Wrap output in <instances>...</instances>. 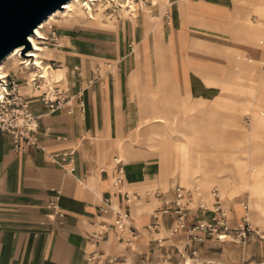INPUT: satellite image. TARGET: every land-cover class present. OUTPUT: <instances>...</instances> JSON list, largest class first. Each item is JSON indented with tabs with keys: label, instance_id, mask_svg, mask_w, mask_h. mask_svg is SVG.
I'll return each mask as SVG.
<instances>
[{
	"label": "crops",
	"instance_id": "1",
	"mask_svg": "<svg viewBox=\"0 0 264 264\" xmlns=\"http://www.w3.org/2000/svg\"><path fill=\"white\" fill-rule=\"evenodd\" d=\"M152 2L155 4L156 0ZM257 3L260 2L248 5L253 7ZM204 4L225 9L215 2L204 1ZM209 15L217 16L212 10L206 17ZM182 26L183 23L177 31H183ZM146 28L143 25L141 30L119 36L111 55L100 51V45L96 48V41L86 37L75 39L77 42L73 43L78 44L79 53L83 50L90 54L89 50H93V54L85 59H73L78 66L57 68L52 77L56 80L54 75L61 74L55 72L62 71L59 79L62 82L56 87L65 91L63 97L83 90L84 111L78 110V100L74 99L60 110L48 113L37 98L30 99L25 94L31 111L39 116L36 145L24 147L22 152L15 151L12 137L0 134V199L15 209L19 221L16 230L1 242V264H146L152 252H160L161 256L165 255L164 259L172 255L174 260L187 255L192 263L200 261L198 263L202 264L248 261L246 244L220 243L213 239L195 242L187 233L170 235L169 229L174 225L172 216L162 215L156 221V229H145L153 223L151 215L162 201L141 202L143 193L140 192L156 186L153 183L158 180L156 172L163 187L167 186L170 176L177 175L182 186L197 182L203 190L216 185L229 200L247 193L248 205L260 208L264 216V206L259 205L249 179L252 169L247 174L249 178L242 176L237 165L229 168L220 164L217 159L223 156L218 153L215 163H203L200 156L193 157L185 146L178 148L176 161L170 148L150 153V138L144 140V137L162 136V132L156 130L162 129L166 119L162 106L166 96L190 98L191 109L211 101L217 106L223 97L214 98L213 88L233 85L240 72L229 76L220 87L213 75L215 67H219L218 60L223 59L224 46L207 39L202 32L186 37L180 33L173 40L169 37L167 44L173 47L174 55L168 66L148 67L137 63L133 46L141 48L142 55L144 46L150 47L151 31ZM254 37L255 33L251 32L247 38V44L253 48L257 47ZM65 39V36L60 37V46ZM107 56L117 63L116 70L100 82L90 84L91 72L97 64L91 67L89 59ZM24 88L29 89L21 87ZM156 97L157 103L153 100ZM232 112L227 118L228 124H238L239 114ZM259 116L262 117L255 120V128L263 129L264 113L260 112ZM208 133L213 139L222 137L211 130ZM140 136L144 148L134 145ZM65 152H73L70 165L60 163L59 155ZM150 156L158 157L159 162L150 160ZM69 168L73 171L68 172ZM119 177V189L115 190ZM135 193L141 195L140 198H134ZM171 195L170 189L164 198ZM50 201L58 206L55 215L47 208ZM115 211L129 214V225L141 232L138 240L128 244L127 235L120 240L113 231L101 232L102 223H109L106 220L112 219ZM46 216L49 220H45ZM43 218L45 223L39 222ZM199 219L195 215L187 224ZM94 233L101 235L91 240ZM166 233L169 235H164ZM192 251L195 252L193 257L190 256ZM257 256L262 261L260 264H264L262 244L258 246Z\"/></svg>",
	"mask_w": 264,
	"mask_h": 264
},
{
	"label": "rangeland",
	"instance_id": "2",
	"mask_svg": "<svg viewBox=\"0 0 264 264\" xmlns=\"http://www.w3.org/2000/svg\"><path fill=\"white\" fill-rule=\"evenodd\" d=\"M107 1L99 0L92 10L94 20L82 26H77L74 19L71 18L74 13L81 10L80 4H71L72 12L67 15L54 13L55 15L44 24L42 34L48 31L46 26L51 24L57 31L59 38L65 36L66 39L63 46L59 44L53 46L46 43L39 45V42H36L38 46L43 48L39 56L42 65L52 67L54 71L60 67L78 66V64H74L73 59L79 57L85 59L93 54V50H89L90 54L83 53V50L79 53L78 44L73 43L77 42L75 39L83 37L91 39L92 42L96 41V48L100 45V51L111 55L119 36L127 35L128 32L135 29L141 30L143 25H146V29L151 31L150 47L144 46L142 55L141 48L136 49V46H133L136 62L148 67H158L159 64L168 66L171 64L174 55L173 47L167 44L169 37V40H173L180 33L185 37L199 35V32L206 34L204 37L224 46L221 52L223 59L218 60L217 65L219 67H215L214 80L217 79L221 87L229 76L240 72L239 77L232 82L233 85L225 86V89L213 88L214 98L223 97L217 106H213L211 101L207 104L201 103L198 109H191L189 106L193 102L190 98L166 96L162 105L166 112V119L162 129L156 130L162 132V136H156L155 139L154 135H149L144 137V140L150 138L148 143L151 154H157L161 149L170 148L174 161L178 156V148L185 146L193 157L198 158L200 156L199 159L203 163H215L214 157L218 153L223 156V159H217L220 164L227 165L229 168H233L234 164L237 165L242 176L250 174L252 169V177L247 176L253 183V190L257 195L259 205L264 206V128H255V120L262 117L259 116L260 112L264 113V29L256 26L258 22L264 24V19H260L264 16V4L261 5L264 0H248L253 3L260 2L253 7L248 5L247 0H156L155 4L152 0H132L133 7L131 9L127 7V0H120L118 5L114 3L108 5ZM204 1L221 4L225 9L208 6L204 4ZM211 10L217 16L209 15L206 17ZM57 12H64V10ZM181 23L184 25L182 26L184 30L177 31ZM251 32L255 33L254 40L257 45L255 48L247 44V38ZM260 40L263 41V44H259ZM27 52L28 50L25 53ZM243 56L249 57L251 62L242 61ZM104 58H90L91 63L89 65H92L91 67H94V64L100 67H105L108 63L117 65L114 60H110L109 56ZM22 59V56L5 59L2 64L4 71L14 72L16 69L12 67H25L21 62L26 61ZM55 73L61 74L59 76L54 75L56 80L62 78V71ZM19 74L17 70V76ZM166 75L169 74L166 73ZM60 84L55 85L59 86ZM44 89L43 87L42 90ZM21 92L30 99L39 94V92L26 88L21 89ZM153 100L156 103L159 102L157 97ZM212 107L213 109H211ZM233 110L235 114H239L238 124L229 125L227 118L233 113ZM148 125L149 127L154 126V124ZM154 130L153 128L152 131ZM210 130L220 133L222 137L213 139L209 136ZM136 141L135 146L145 147L142 136ZM117 159L120 161L122 158L119 155ZM150 160L159 162L156 156H150ZM154 175L156 180L158 179L153 182L156 183V186L146 187L140 192L143 193L142 196L140 195L141 202L147 199L153 200L151 197H145L147 191L167 192L177 185L182 186L177 175L168 178L166 187L160 186L159 173L156 172ZM237 181L239 185L242 184L240 179ZM196 183L185 186L191 187L197 185ZM213 188L219 189L216 185H212L202 191L208 193ZM218 191L222 194V202L228 210L231 225L233 226L243 216L245 213L243 206H246L251 228L264 238V216L260 212V208L256 209L248 205V194L240 193L229 200L220 189ZM47 216L45 220H49ZM113 218L106 221L111 223ZM17 219L15 209L0 199V255L1 242L19 226ZM45 220L43 218L39 222L45 223ZM164 235L168 236L169 233ZM247 239L244 244H246L248 261L240 264H260L262 261L259 260L257 253L258 246L260 244L264 246L261 243L263 241L256 234H252ZM228 243L234 244L231 241ZM164 256H161L160 252H152L146 264H184L185 260L186 262L189 260L187 255L185 257L180 255L175 260L172 255L165 259ZM189 263L192 264L191 261Z\"/></svg>",
	"mask_w": 264,
	"mask_h": 264
},
{
	"label": "built area",
	"instance_id": "3",
	"mask_svg": "<svg viewBox=\"0 0 264 264\" xmlns=\"http://www.w3.org/2000/svg\"><path fill=\"white\" fill-rule=\"evenodd\" d=\"M46 27L48 31L43 33V42L58 46L60 38L57 31L51 24ZM3 70L4 67H2ZM31 70L32 67H18L20 77L17 76V70L7 71V76L0 77V134L10 135L13 139V150L19 152H22L24 147L36 145L35 134L39 125V116L31 111L25 94L21 92V87L29 86L30 90L39 92L33 98H37L48 113L60 110L74 99L78 100V110L84 111L82 89H79L74 96L63 97L65 91L56 87L55 84L45 85L44 79L39 74H35L27 81L23 72L27 74ZM115 70L116 64L108 63L105 67L98 65L93 68L89 83L100 82L103 77L112 75ZM43 87L44 90H42ZM72 155L73 152L62 153L59 155L60 163L65 164L66 162V165H70ZM72 171V168L68 169V172ZM116 184H120V179L116 181ZM171 192L170 198H164L167 192L156 190L145 193L146 198L151 197L162 201L159 209L152 213L153 223L146 226L147 231L156 229L158 227L156 221L164 215L174 218V225L169 229L170 235L187 233L195 242L213 239L220 243L231 241L244 244L252 234H256L264 242V238L251 228L246 206H243L245 212L243 216L233 226L231 225L228 210L217 189L213 188L208 193H204L198 187L189 188L177 185L171 189ZM133 196L140 198L137 193ZM128 199L127 196L126 200ZM47 208L53 211V215L57 213L58 206L55 201H50ZM195 215H198L200 219L187 224V221ZM129 221L130 216L127 212L115 211L111 223H102L101 232L113 231L120 240L124 235H127L125 242L131 244L141 237V232L132 228ZM98 235L101 234L94 233L91 240L97 239ZM194 254L195 252L192 251L190 256L193 257ZM184 264H187L186 260ZM192 264L202 263L194 262Z\"/></svg>",
	"mask_w": 264,
	"mask_h": 264
},
{
	"label": "water",
	"instance_id": "4",
	"mask_svg": "<svg viewBox=\"0 0 264 264\" xmlns=\"http://www.w3.org/2000/svg\"><path fill=\"white\" fill-rule=\"evenodd\" d=\"M68 1L0 0V63L15 48H22V55L29 50L35 28Z\"/></svg>",
	"mask_w": 264,
	"mask_h": 264
},
{
	"label": "bare ground",
	"instance_id": "5",
	"mask_svg": "<svg viewBox=\"0 0 264 264\" xmlns=\"http://www.w3.org/2000/svg\"><path fill=\"white\" fill-rule=\"evenodd\" d=\"M120 0H108L107 3L108 5H111V4H116L118 5ZM127 7H132V0H127ZM99 0H69L68 2H66L61 9L59 10H56L55 12H53L52 14H50L45 20H43L34 30V34L33 35H30L29 38H28V41L30 42V45H31V48L28 50L27 53H24L26 55H22L20 54L21 52V49L20 47L18 48H15L13 51H11L5 58L4 60L0 63V77L3 78L6 75L7 71H2V64L3 62L5 61V59H9L11 57H14L17 56V57H23V61H26V62H21L22 65H24L25 67H29V65H32L30 67H32V70L27 72V74H25L23 72V76H25L26 80L29 81V79L31 77H33L35 74H39L41 78L44 79L45 81V85H53V84H58L61 82V80H55L53 77H52V73H53V68L51 67H44L42 65V62L39 61V56L41 55L42 51H43V48H41L40 46H38L36 44V42L38 41L39 43L43 44V40H44V36L41 32V29L43 28L44 24L46 23V21L48 19H51L55 14L57 13H62V14H69L72 12L71 8H70V5L71 4H80V8L81 10L78 11L77 13H74V15L71 17L74 19V23L75 24H78V25H85L86 23H90L91 21L94 20V17L92 15V10H93V7L95 6L96 3H98ZM64 10V12H57V11H62ZM55 13V14H54ZM264 18H262L261 20H263ZM257 27H260V28H263L264 29V24L261 22L258 24H256ZM59 44H60V39H59ZM259 44H263V41H260ZM240 58V57H239ZM242 61H248V62H251V59L249 57H243V60ZM33 63V64H31ZM44 67V69L42 68ZM13 69H16L18 70V67H12ZM35 68H38V69H35ZM48 71V73L46 72ZM59 75V74H58ZM29 89H31L29 86H27ZM197 185H194L193 187H189V188H194V187H198L202 190V186L198 183H196ZM116 185L115 187L117 189H119L118 185ZM115 210V209H114ZM187 264H189V260H187Z\"/></svg>",
	"mask_w": 264,
	"mask_h": 264
}]
</instances>
